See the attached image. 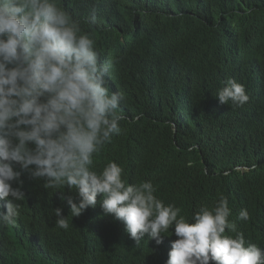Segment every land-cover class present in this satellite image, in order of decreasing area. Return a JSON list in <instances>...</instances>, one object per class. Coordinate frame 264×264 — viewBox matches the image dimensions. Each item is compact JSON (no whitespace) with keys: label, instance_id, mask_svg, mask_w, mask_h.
Here are the masks:
<instances>
[{"label":"trees","instance_id":"1","mask_svg":"<svg viewBox=\"0 0 264 264\" xmlns=\"http://www.w3.org/2000/svg\"><path fill=\"white\" fill-rule=\"evenodd\" d=\"M60 3L111 62L110 91L125 96L121 133L94 156L95 169L117 162L127 183L150 180L187 217L224 195L237 231L264 249V0ZM230 78L250 97L243 107L215 97ZM21 180L20 215L0 223V264H166L167 243L135 245L122 222L102 213L100 196L72 218L60 197L77 199L74 190L45 188L26 172ZM55 207L68 230L56 226ZM241 209L247 221L236 219Z\"/></svg>","mask_w":264,"mask_h":264},{"label":"clouds","instance_id":"2","mask_svg":"<svg viewBox=\"0 0 264 264\" xmlns=\"http://www.w3.org/2000/svg\"><path fill=\"white\" fill-rule=\"evenodd\" d=\"M94 21V13L83 19ZM110 67L82 20L60 0H0V223H16L26 172L45 188L74 190L77 199L60 197L72 218L96 207L100 196L102 213L122 222L135 245L168 241L166 264H264V249L246 242L229 219L226 196L187 217L158 198L150 180L127 183L117 162L95 169L94 156L121 133L124 119L125 96L110 91ZM215 97L234 108L250 99L231 78ZM54 213L56 226L68 230L63 208ZM249 218L247 209L236 217Z\"/></svg>","mask_w":264,"mask_h":264},{"label":"water","instance_id":"3","mask_svg":"<svg viewBox=\"0 0 264 264\" xmlns=\"http://www.w3.org/2000/svg\"><path fill=\"white\" fill-rule=\"evenodd\" d=\"M175 239H177V237L175 236V234H173L172 237H171V241H172V240H175ZM164 242H166L167 245L169 244L168 241H163V243H164Z\"/></svg>","mask_w":264,"mask_h":264},{"label":"bare ground","instance_id":"4","mask_svg":"<svg viewBox=\"0 0 264 264\" xmlns=\"http://www.w3.org/2000/svg\"><path fill=\"white\" fill-rule=\"evenodd\" d=\"M252 84V83H251Z\"/></svg>","mask_w":264,"mask_h":264}]
</instances>
